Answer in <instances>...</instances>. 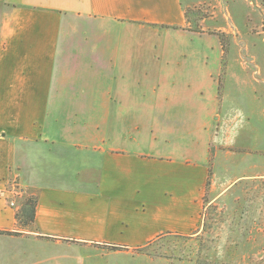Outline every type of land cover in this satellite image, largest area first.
<instances>
[{
	"label": "crops",
	"instance_id": "1",
	"mask_svg": "<svg viewBox=\"0 0 264 264\" xmlns=\"http://www.w3.org/2000/svg\"><path fill=\"white\" fill-rule=\"evenodd\" d=\"M185 10L184 0H0V230L17 233H0V264L134 256L162 236L201 233L208 205L238 210L241 182L264 176L260 155H239L244 123L229 95L200 127L197 105L167 92L183 67L196 72L181 59L197 51L183 38L200 35ZM149 52L151 66L130 59ZM139 116L153 118L136 136ZM29 195L36 219L24 227L16 213ZM263 212L224 227L252 228L262 253Z\"/></svg>",
	"mask_w": 264,
	"mask_h": 264
},
{
	"label": "rangeland",
	"instance_id": "2",
	"mask_svg": "<svg viewBox=\"0 0 264 264\" xmlns=\"http://www.w3.org/2000/svg\"><path fill=\"white\" fill-rule=\"evenodd\" d=\"M184 1L190 10L191 26L199 30L200 35L183 38L184 44H193L197 51L192 57L183 56L181 59H189L197 63V67L193 75L186 74L188 68L183 67L182 76L185 79L182 83L168 84L167 92L178 97L182 105L188 104V108L193 106L194 110L197 105V114L192 115V119L194 123L198 120L200 127L213 102L216 103L224 92L229 95L227 107L235 104L234 107L239 108L240 105L238 111L244 123H241L244 148L239 155L246 162L260 155L264 171V0ZM221 37L227 41L226 52ZM130 57L131 61H143L146 66L155 62L152 52L139 55L140 59L134 53H130ZM250 116L253 120H261L256 122V131L250 130L251 125L247 122ZM132 118L138 124L132 127L133 135L141 136L143 123L148 124L153 117ZM201 131H198L199 146H203L205 141ZM253 149L256 152L248 156ZM210 170L212 178L214 169ZM240 188L244 194L238 210L224 208L221 204L208 205L203 213V230L197 235L162 236L136 249L134 256L114 258L97 251L99 254L86 259V263H79L77 258L80 253H76V259L70 264H264V252L258 253L260 245L248 242L247 234L252 228L224 227L226 222L256 219L258 208L263 207L264 211V176L243 180ZM22 247L14 245L13 250H21ZM230 249L244 251L237 255L228 252ZM80 255L81 258L84 256L83 253Z\"/></svg>",
	"mask_w": 264,
	"mask_h": 264
},
{
	"label": "trees",
	"instance_id": "3",
	"mask_svg": "<svg viewBox=\"0 0 264 264\" xmlns=\"http://www.w3.org/2000/svg\"><path fill=\"white\" fill-rule=\"evenodd\" d=\"M185 12H186V16H187L188 20L190 22H192L191 21L190 10L188 8H186ZM226 42L227 41L223 37H221V43H222V47H223L224 52H226V48H227ZM210 176H211V170H210ZM210 184H211V181L209 179L208 183H207V187H206V197H205L206 201H207V197H208L207 193L209 191ZM37 203H38V198H37L36 195L26 196L22 200L21 207L18 209V211L16 213V217H17L19 223L22 226L27 227V226H30V225L34 224L35 219H36ZM0 233L17 234L16 232L1 231V230H0ZM111 248L114 249V250H118L121 247L114 245Z\"/></svg>",
	"mask_w": 264,
	"mask_h": 264
},
{
	"label": "built area",
	"instance_id": "4",
	"mask_svg": "<svg viewBox=\"0 0 264 264\" xmlns=\"http://www.w3.org/2000/svg\"><path fill=\"white\" fill-rule=\"evenodd\" d=\"M15 188H16V187H15ZM15 191H18L17 188L15 189ZM12 204H14V203H12Z\"/></svg>",
	"mask_w": 264,
	"mask_h": 264
}]
</instances>
